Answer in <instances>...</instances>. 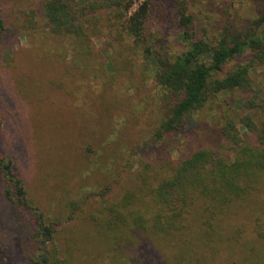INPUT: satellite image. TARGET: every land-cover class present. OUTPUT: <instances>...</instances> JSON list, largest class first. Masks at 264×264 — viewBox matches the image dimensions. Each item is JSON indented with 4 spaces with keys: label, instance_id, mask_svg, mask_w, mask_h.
<instances>
[{
    "label": "rangeland",
    "instance_id": "obj_1",
    "mask_svg": "<svg viewBox=\"0 0 264 264\" xmlns=\"http://www.w3.org/2000/svg\"><path fill=\"white\" fill-rule=\"evenodd\" d=\"M132 1L131 11L143 0ZM147 2L141 43L134 44L103 13V34L91 38L84 54L73 39L45 26L41 0H0L6 27L0 34V158L12 160L28 200L53 224L59 255L70 264H118L113 250L97 237L95 222L102 210L136 191L143 176L154 184L166 158L177 161L201 148L231 156L220 133L223 113L246 112V100L264 102V67L256 65L250 91L208 99L166 137L167 146L155 143L154 129L172 103L158 93L155 72L162 60L174 59L186 45L173 0ZM187 10L198 37H211L231 24L245 29L264 12V1L189 0ZM1 175L0 264H26L48 242L35 234L34 212L5 198ZM263 199L264 188L235 204L222 228L229 223L228 235L238 238L239 232V242H244L252 231L251 215L264 212ZM141 205L133 199L130 208ZM142 248L129 264H166L157 255L149 258L151 252ZM240 253V247L235 253L222 247L206 264H230Z\"/></svg>",
    "mask_w": 264,
    "mask_h": 264
},
{
    "label": "trees",
    "instance_id": "obj_2",
    "mask_svg": "<svg viewBox=\"0 0 264 264\" xmlns=\"http://www.w3.org/2000/svg\"><path fill=\"white\" fill-rule=\"evenodd\" d=\"M188 2L173 0L186 49L172 60H162L155 72L158 93L168 95L172 102L152 135L155 143L164 146L168 145L166 137L179 130L208 99L234 90L250 91L252 68L264 67V12L245 29L231 24L217 36L198 37ZM133 4L132 0H41L40 10L50 32L70 37L86 54L91 38L103 34V13L119 23L133 37L134 44L143 41L148 2L140 1L131 11ZM5 31L0 9V34ZM242 106L246 112L222 115L220 133L230 144L231 156L201 148L177 161L166 158L163 170L152 179L154 184L143 176L136 190L139 195L130 190L102 210L95 222L99 226L97 237L113 250L118 264H129L141 254V247L151 252L149 258L157 255L166 264H206L222 247L231 253L240 247V258L232 259L230 264H264V212L251 215L252 231L242 243L239 232L238 238L228 235L229 223L222 228L230 220L233 207L249 201L264 188V102L246 100ZM0 173L5 198L34 212L35 234L48 242L26 264H70L68 257L59 255L61 247L53 234V224L28 200L10 158H0ZM133 199L142 205L130 208ZM70 212L72 216L73 210Z\"/></svg>",
    "mask_w": 264,
    "mask_h": 264
}]
</instances>
